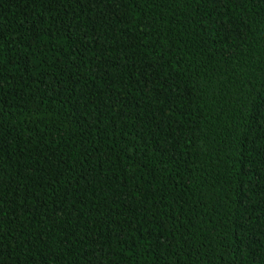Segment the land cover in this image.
<instances>
[{
    "label": "trees",
    "instance_id": "1",
    "mask_svg": "<svg viewBox=\"0 0 264 264\" xmlns=\"http://www.w3.org/2000/svg\"><path fill=\"white\" fill-rule=\"evenodd\" d=\"M0 264H264V0H0Z\"/></svg>",
    "mask_w": 264,
    "mask_h": 264
}]
</instances>
